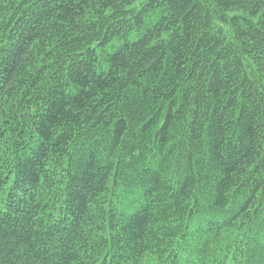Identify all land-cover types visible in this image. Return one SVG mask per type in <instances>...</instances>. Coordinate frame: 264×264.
Here are the masks:
<instances>
[{
    "label": "trees",
    "instance_id": "1",
    "mask_svg": "<svg viewBox=\"0 0 264 264\" xmlns=\"http://www.w3.org/2000/svg\"><path fill=\"white\" fill-rule=\"evenodd\" d=\"M0 0V264H264V0Z\"/></svg>",
    "mask_w": 264,
    "mask_h": 264
},
{
    "label": "rangeland",
    "instance_id": "2",
    "mask_svg": "<svg viewBox=\"0 0 264 264\" xmlns=\"http://www.w3.org/2000/svg\"><path fill=\"white\" fill-rule=\"evenodd\" d=\"M144 0H136V6H139V5H141V3L143 2Z\"/></svg>",
    "mask_w": 264,
    "mask_h": 264
}]
</instances>
